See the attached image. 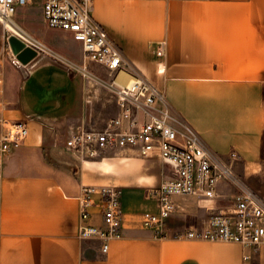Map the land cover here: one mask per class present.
I'll return each instance as SVG.
<instances>
[{"label":"crops","instance_id":"obj_1","mask_svg":"<svg viewBox=\"0 0 264 264\" xmlns=\"http://www.w3.org/2000/svg\"><path fill=\"white\" fill-rule=\"evenodd\" d=\"M92 15L214 155L235 152V170L246 177L264 172V0H93ZM53 31L40 39L47 53L26 70L6 65L3 72L8 116L25 119L28 135L0 164V264H264V249L244 259L251 251L236 243L180 239L168 225L166 237L154 238L130 224L152 209H142L147 203L155 206L136 189L122 192L123 236L106 253L99 240L79 238L82 224H101L96 208L81 220L77 199L82 185L97 184L70 174L60 144L80 127L102 128L119 111L96 78L107 70L91 64L83 74L81 44ZM90 164L79 162V173Z\"/></svg>","mask_w":264,"mask_h":264},{"label":"built area","instance_id":"obj_2","mask_svg":"<svg viewBox=\"0 0 264 264\" xmlns=\"http://www.w3.org/2000/svg\"><path fill=\"white\" fill-rule=\"evenodd\" d=\"M38 5L48 28L63 31L82 47L83 66L91 63L114 75L108 83L118 108L102 128L80 127L69 132L65 147L83 158L97 159L116 153L152 159L168 167L167 178L148 186L144 197L155 203L154 210L140 216L143 229L154 238L166 237L167 221L181 209L176 198L196 199L204 217L174 236L180 239L236 243L251 254L264 249V198L255 192L235 170L238 156L214 155L198 132L172 111L163 92L142 75L124 55L122 48L93 17V0H0V24L7 37L11 64L23 65L12 52L8 39L13 36L34 56L47 53L44 43L17 20L18 11ZM166 41L157 43L155 52L162 56ZM124 75L126 82H118ZM4 78L0 72V164L2 158L17 150L28 135L25 119L8 116L10 104L3 99ZM122 188L116 184L82 185L77 197L81 220L97 209L100 225L82 224L80 239H96L106 253L111 240L120 239L124 230L121 206ZM221 201L227 203L222 204Z\"/></svg>","mask_w":264,"mask_h":264},{"label":"rangeland","instance_id":"obj_3","mask_svg":"<svg viewBox=\"0 0 264 264\" xmlns=\"http://www.w3.org/2000/svg\"><path fill=\"white\" fill-rule=\"evenodd\" d=\"M34 7H36V9L33 8L29 11H25L23 14L19 13V15L21 16L17 18L18 22L33 35H35L34 29L29 23L34 24L38 32L40 33V36L37 37L41 40L42 38L55 37L53 29L48 28L44 20L40 19L41 9L39 8V6L35 5ZM6 37L7 35L2 25L0 24V72L2 76H3V72L5 71L6 65L12 66L18 69L19 71H22V70H26L28 64L22 62L21 63L23 65H19V66H14L13 64H11V54L9 49H7ZM116 38L120 41L119 37ZM91 64L89 66H91ZM88 69L91 70L90 67ZM96 76H97L96 77L97 80H99L100 83L106 84L107 86L108 83H110L114 77V75H110L107 71H104L100 75L96 74ZM107 92L109 95L108 97L110 99H113L112 93L108 87H107ZM60 146L65 148L64 142H62ZM66 150L69 151V153H67V156L64 159L65 160L64 164L69 168L70 174H73L75 178L79 177V175L83 172L82 174H84L87 184L105 185V184L113 183L119 185L123 191L136 189L141 192V195L143 196L144 199H146L144 197L145 189L148 186L160 184L162 181H164L167 178V175L169 174L168 167H166L157 160L139 158L134 155L132 156L126 153H116L106 156L105 158H109V159L115 158L117 164L115 167L116 171L114 170V168H112L111 171L104 173L102 170L96 168L95 165L93 164L94 161L102 160L101 158H97V159L83 158L77 154H74L67 148ZM122 159L125 160L121 162ZM79 162H89L91 164L88 168L80 171L79 173L78 165H77ZM236 172L247 185H249L255 192H257L260 196L264 198V172L256 177H248V176L246 177L237 170ZM141 177L146 178V180L143 181L142 183H137V181ZM176 202L178 203L181 209L175 216L171 217L167 221L168 226L176 227L178 228L179 231L182 232L184 231V226L187 228L189 224L197 223L196 221H198V219L200 221L202 217H204L205 211L200 207H198V203L196 199L190 197H185V198L178 197L176 198ZM221 203L225 204L227 202L221 201ZM148 207L152 208L149 210H153L155 208L154 204L147 203V205L144 206L142 209H146ZM191 207H193L195 211L191 210ZM131 223L140 226V222L138 220L136 221V219L133 218L130 219V224Z\"/></svg>","mask_w":264,"mask_h":264},{"label":"water","instance_id":"obj_4","mask_svg":"<svg viewBox=\"0 0 264 264\" xmlns=\"http://www.w3.org/2000/svg\"><path fill=\"white\" fill-rule=\"evenodd\" d=\"M8 41L12 52L16 55L20 62L27 63L34 56L33 52L27 48H24L23 43L17 38L11 36Z\"/></svg>","mask_w":264,"mask_h":264},{"label":"bare ground","instance_id":"obj_5","mask_svg":"<svg viewBox=\"0 0 264 264\" xmlns=\"http://www.w3.org/2000/svg\"><path fill=\"white\" fill-rule=\"evenodd\" d=\"M117 81L124 83L127 81V79L124 75H120L118 76ZM104 158L101 161H99L98 164L102 167V169H104V171L109 172L112 170L111 160L109 158H105V159Z\"/></svg>","mask_w":264,"mask_h":264}]
</instances>
